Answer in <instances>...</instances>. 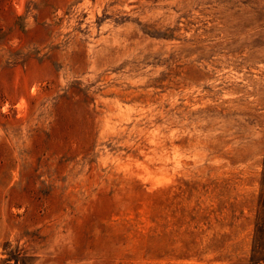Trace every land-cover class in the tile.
<instances>
[{
  "label": "rangeland",
  "instance_id": "374dc122",
  "mask_svg": "<svg viewBox=\"0 0 264 264\" xmlns=\"http://www.w3.org/2000/svg\"><path fill=\"white\" fill-rule=\"evenodd\" d=\"M0 264H264V0H0Z\"/></svg>",
  "mask_w": 264,
  "mask_h": 264
}]
</instances>
